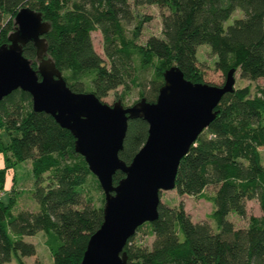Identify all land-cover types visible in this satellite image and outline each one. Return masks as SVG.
I'll use <instances>...</instances> for the list:
<instances>
[{
	"label": "trees",
	"instance_id": "trees-1",
	"mask_svg": "<svg viewBox=\"0 0 264 264\" xmlns=\"http://www.w3.org/2000/svg\"><path fill=\"white\" fill-rule=\"evenodd\" d=\"M132 4L166 10L160 16L159 37L149 36L139 44L136 28L131 37L125 35L123 25L133 17L128 0H0V44L7 41L20 7L40 12L50 25L43 34L47 55L67 86L74 92H92L98 99L120 86L118 99L135 87L139 98L152 102L163 83L162 72L172 65L185 79L200 82L196 47L201 44L208 45L215 69L224 76L234 69L240 78L264 79V0H132ZM236 10L241 17L224 27ZM94 30L100 32L104 59L93 50ZM22 54L35 68L30 42ZM144 72L149 78L141 75ZM214 110V118L179 160L173 189L178 197L207 200L214 230L207 223H192L182 203L170 208L159 201L157 219L143 224L153 238L150 248L133 245L130 237L123 248L126 264H264L260 154L264 155V86L253 92L248 86L233 87ZM146 134L144 120H128L118 158L128 164ZM73 142L70 132L49 114L32 110L27 92L16 89L0 100V264L12 256L23 264L21 258L34 256V247L22 238L37 232L44 234L53 264L80 263L89 237L102 222L103 195L98 207L84 196L94 177L74 153ZM26 161L37 211L12 215L14 177L4 202L5 177ZM122 176L116 172L113 185ZM207 187L213 190L210 196L203 193ZM247 200L257 201L261 215L248 217L246 228L234 229L226 217L245 218Z\"/></svg>",
	"mask_w": 264,
	"mask_h": 264
},
{
	"label": "water",
	"instance_id": "water-1",
	"mask_svg": "<svg viewBox=\"0 0 264 264\" xmlns=\"http://www.w3.org/2000/svg\"><path fill=\"white\" fill-rule=\"evenodd\" d=\"M6 42L0 44V100L19 89L29 94L35 112L49 114L74 138L73 151L82 157L103 195L102 222L89 237L79 264H126V241L137 228L157 219L159 194L174 189L179 160L216 114L222 95L233 90L234 69L221 85L191 82L172 65L162 72L155 100L141 97L124 106L119 99L101 102L92 92H74L47 55L43 34L50 25L41 13L20 7ZM30 42L32 61L22 54ZM147 124L143 145L128 164L118 158L127 121ZM123 176L115 185L113 175Z\"/></svg>",
	"mask_w": 264,
	"mask_h": 264
},
{
	"label": "rangeland",
	"instance_id": "rangeland-1",
	"mask_svg": "<svg viewBox=\"0 0 264 264\" xmlns=\"http://www.w3.org/2000/svg\"><path fill=\"white\" fill-rule=\"evenodd\" d=\"M130 8L133 14L130 23H124V31L127 37H131V31H137L135 42L142 44L149 36H160L161 31V13L166 14L165 9H160L156 5H140L134 6L132 0H128ZM241 12L234 11L229 19L224 23V27L230 24L235 18L241 17ZM137 26V27H135ZM90 40L93 50L104 59L102 50V39L100 32L94 30L90 33ZM196 60L197 67L201 74V81L212 85H221L224 81V75L215 69L214 61L215 57L212 55L208 45L201 44L196 47ZM142 74H146L141 73ZM234 77V88H240L248 86L250 91L253 92L256 86H264V79L258 78L254 81L240 78L238 72L235 71ZM145 78H149L148 74ZM122 87H117L115 90L109 91L104 97L99 100L106 104H111L120 96ZM139 88H130L123 98H119L124 106L132 104L138 97ZM6 137L3 136L5 141ZM262 162L264 164V155L262 153ZM2 167V161L0 157V168ZM14 177V205L11 209V214L16 215L22 211H28L35 213L37 211V205L32 198L33 179L30 171V162L26 161L15 165L13 172L7 171V175L4 181V192L2 194V200L6 201L7 192L10 191L11 176ZM94 180L90 179L85 190V197H89L93 206H100L101 191L97 188ZM97 182V181H96ZM98 185V183H97ZM99 187V186H98ZM212 188L207 187L204 189V194L210 196L212 194ZM102 194V193H101ZM103 198V196H102ZM160 203L170 208H176L178 203H182L185 214L190 218L192 223H207L213 230L214 226L209 220L208 215L210 214L212 207L211 204L202 198L198 197H178L174 190L161 192L159 194ZM103 205V203H102ZM261 215L258 203L256 200H247L245 202V218H239L234 214H228L226 219L232 224L234 229H244L247 225V218L250 216L259 217ZM152 237L149 235V228L143 225L133 236L132 243L135 246L149 249L152 242ZM45 236L42 232H37L33 236H25L22 238L24 243L31 244L34 247V256L21 258L23 264H53L52 258L44 245ZM6 264H17L15 258L12 256L10 261Z\"/></svg>",
	"mask_w": 264,
	"mask_h": 264
}]
</instances>
